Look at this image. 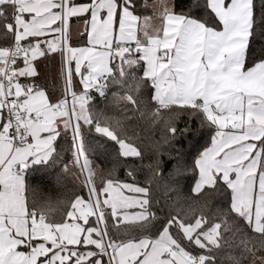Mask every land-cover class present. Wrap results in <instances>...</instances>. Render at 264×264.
Returning <instances> with one entry per match:
<instances>
[{
  "label": "snow or ice",
  "instance_id": "6c2138e0",
  "mask_svg": "<svg viewBox=\"0 0 264 264\" xmlns=\"http://www.w3.org/2000/svg\"><path fill=\"white\" fill-rule=\"evenodd\" d=\"M0 264H264V0H0Z\"/></svg>",
  "mask_w": 264,
  "mask_h": 264
},
{
  "label": "trees",
  "instance_id": "16d2710c",
  "mask_svg": "<svg viewBox=\"0 0 264 264\" xmlns=\"http://www.w3.org/2000/svg\"><path fill=\"white\" fill-rule=\"evenodd\" d=\"M144 0H141V3H143ZM149 3H151V0H148ZM186 3H191V0H185ZM259 3V0H257V4ZM259 43V42H258ZM97 106L103 107V103L100 101L99 97L96 98ZM110 115H113L121 120H123L124 124L126 125L129 133H136L138 135V142L142 143V146L149 149V152H151V146L156 141L160 139V133L157 129L153 128L146 119H143L140 117L139 113H132V111L129 109L128 111H124L123 108H117L114 110H110ZM183 119V118H182ZM94 135H98L95 134ZM200 145H203L205 141L210 142V135L198 137L197 138ZM118 147V146H117ZM183 147L186 149L189 148L188 142H183ZM193 153L195 152V149H190ZM202 150V149H201ZM96 162L101 164L102 166L111 167V163L106 161L100 157L97 156ZM164 159H167V157H164ZM149 163V161H144V164ZM168 168H171V163H168L167 168H165V172H167ZM116 175L120 177H124L125 171L123 166L119 167L117 169ZM144 173L141 172L139 174L140 179H143ZM187 176L189 179L182 180L179 185V192L166 190L164 188V181H161L160 188L156 191L157 198L161 201V203H164L165 200H175L177 196L179 197H187L191 195L190 193V184L194 183V181L190 180L191 173H187ZM33 184H40L41 182L39 180L33 179ZM71 188V182L70 179L66 183L65 187L58 186L54 180H46L41 184V192L43 195L51 197L53 201H55L58 198H63V195L67 192L68 189Z\"/></svg>",
  "mask_w": 264,
  "mask_h": 264
},
{
  "label": "crops",
  "instance_id": "0c3cea01",
  "mask_svg": "<svg viewBox=\"0 0 264 264\" xmlns=\"http://www.w3.org/2000/svg\"><path fill=\"white\" fill-rule=\"evenodd\" d=\"M42 59V58H41ZM61 68V61L59 56L55 60L48 61L46 66L41 65V71L47 73V82L49 87L51 88L54 82L59 80V72ZM61 89H62V81H59Z\"/></svg>",
  "mask_w": 264,
  "mask_h": 264
}]
</instances>
